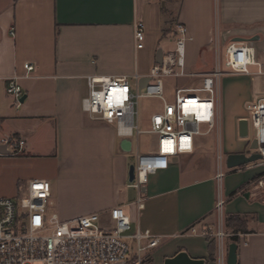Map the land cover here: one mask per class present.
<instances>
[{
	"label": "crops",
	"instance_id": "obj_1",
	"mask_svg": "<svg viewBox=\"0 0 264 264\" xmlns=\"http://www.w3.org/2000/svg\"><path fill=\"white\" fill-rule=\"evenodd\" d=\"M150 19L162 25L155 43L144 32L141 50L153 53L149 71L159 49L162 57L172 49L176 23L189 38L187 73L194 65L199 74L212 72L231 43L252 49L249 74L226 75L216 85L220 126L223 116L228 135L238 140L224 148L225 157L251 154L247 137L238 135V122L245 119L239 104L264 97V0H0V139L24 141L16 155L0 146V197L16 199L37 179L48 182L50 207L61 221L92 213L106 221L120 207L131 233L148 230L160 238L152 264L180 251L207 264H218L221 255L225 261V247L218 255V241L202 233H223L226 216H246L247 233L237 234L236 264H264V191L252 184L264 166L225 172L219 167L218 179V170L200 162L197 138L193 153L172 159L136 190L128 182L133 134L121 138L115 125L81 112L88 76L148 75L137 72L133 24L141 21L147 29ZM24 63L34 65L29 77ZM13 77L25 96L18 108L6 93Z\"/></svg>",
	"mask_w": 264,
	"mask_h": 264
},
{
	"label": "built area",
	"instance_id": "obj_2",
	"mask_svg": "<svg viewBox=\"0 0 264 264\" xmlns=\"http://www.w3.org/2000/svg\"><path fill=\"white\" fill-rule=\"evenodd\" d=\"M145 25L133 24L134 48L144 47ZM12 35V30L10 31ZM189 40L183 24L174 26V41L171 50L165 52L160 64L150 69L147 83L139 88V79L129 85L126 77L88 76L87 95L81 100V112L93 121L115 125L121 138L150 135L155 141V150L137 153L134 161V179L130 187L139 190L148 175L165 170L171 160L193 153L197 137L211 132L218 120L216 103L217 82L226 75H248L254 65L252 49L241 43L227 46L221 61L208 74H192L185 71V42ZM24 77L34 71V65L24 63ZM200 76L196 87L175 86L168 90L167 79H186ZM16 77L8 80L6 93L13 105H21L22 89ZM170 96V99L167 98ZM111 98V106L109 104ZM154 98L162 103L161 110L149 119V129L141 131L134 124L135 101ZM118 101H120L118 103ZM245 118L254 131L255 142L261 156L254 164L264 166V97L245 105ZM248 137V135H247ZM16 155L24 141L2 137L0 146ZM240 168L230 171H239ZM216 177H223L221 169ZM255 186L264 191V175L259 176ZM26 194L16 199L0 197V264H152L151 252L160 244V238L148 230L131 233L130 219L120 207L110 211V218L102 220L100 213L61 221L49 213L50 186L44 180H31ZM142 208V199L136 201ZM221 201L217 202L220 209ZM213 237L222 243L225 235L219 231ZM218 264H224L222 255Z\"/></svg>",
	"mask_w": 264,
	"mask_h": 264
},
{
	"label": "rangeland",
	"instance_id": "obj_3",
	"mask_svg": "<svg viewBox=\"0 0 264 264\" xmlns=\"http://www.w3.org/2000/svg\"><path fill=\"white\" fill-rule=\"evenodd\" d=\"M160 24L162 25V23L156 21L155 19L148 20V27L147 29L145 28L144 32H145V35L148 37L149 42L155 43L157 40L160 39L161 37L160 30H159ZM174 24L175 23H172V25L170 26H173ZM151 51L152 50L146 47L144 50H140L136 53L135 63H136L138 74L149 72V68L152 65V59H153V53ZM199 70H200L199 67L197 65H194L189 71L192 74H197V75L205 74V73H202V74L197 73ZM224 77L226 76H222L220 80H223ZM134 82H135L134 76L128 77V83L130 86H132ZM165 82H166V86L168 87V90L171 88H174L175 86L196 87L200 82V76L195 77V78H186V79H167ZM167 98L170 99V96H167ZM239 105L241 106V110L244 112L245 118H248V114L245 111L246 104L242 106V103H240ZM161 107H162V103L158 99L140 98L136 100L135 101L136 115H135V121H134L135 126L137 125L138 129L141 131L148 130L150 117L153 114L158 113L161 110ZM225 122H226V118L225 117L223 118L222 116L221 126H220V122L218 119L215 128L211 132H209L207 135L197 137L198 144H199L198 152L200 153L198 157L200 159V162L206 163L209 166V169L213 171H217L219 167H221L223 172L228 170L225 168V158L226 157L224 155L223 150L227 145L232 144L233 141L235 142L238 141L236 138L234 137L231 138L228 135ZM253 137H254V131L249 125L247 141H252ZM131 141H132V146H133L132 153H131L132 162L134 161L135 155H136L135 153L136 145H137L138 150L141 152H147L150 150H154V147H155L153 137L146 135V134L136 135L135 129L133 130V136L131 138ZM249 151L250 150L247 148L246 153H248ZM252 184L253 186H255L254 182ZM25 194L26 193L23 191L19 193V196H23ZM48 212L54 213L51 207H49ZM207 233H210V232H207ZM223 233L225 235L223 242L221 244L218 243L216 247V251L218 252V255H219V251L221 250L222 246L225 247L224 250L226 251V254H227L228 244L230 243L229 236L231 234L224 229H223ZM206 239H210V237L206 236ZM218 258L220 261L219 256ZM224 264H225V261H224Z\"/></svg>",
	"mask_w": 264,
	"mask_h": 264
},
{
	"label": "water",
	"instance_id": "obj_4",
	"mask_svg": "<svg viewBox=\"0 0 264 264\" xmlns=\"http://www.w3.org/2000/svg\"><path fill=\"white\" fill-rule=\"evenodd\" d=\"M162 59V51L159 49L155 55V64H160ZM147 83V78L139 79L138 86L142 88ZM25 96H22L20 102L23 103ZM238 135L240 138H246L248 135V124L245 119L238 122ZM250 151L256 150L255 142H251L249 146ZM261 160V156L257 153L246 155L244 153L229 154L225 158V167L228 170L247 166ZM134 179V166L130 165L128 168V182L131 183ZM236 250L237 245L232 243L228 245L225 264H236ZM163 264H207L204 259H192L186 252L180 251L170 258H165Z\"/></svg>",
	"mask_w": 264,
	"mask_h": 264
},
{
	"label": "trees",
	"instance_id": "obj_5",
	"mask_svg": "<svg viewBox=\"0 0 264 264\" xmlns=\"http://www.w3.org/2000/svg\"><path fill=\"white\" fill-rule=\"evenodd\" d=\"M247 217H240L239 215H229L224 218V227L227 232H229L231 235L229 236L230 238V244L237 243V234L239 232L242 233H247L245 230V221ZM213 244L209 243L208 250H209V259H212V249Z\"/></svg>",
	"mask_w": 264,
	"mask_h": 264
},
{
	"label": "snow or ice",
	"instance_id": "obj_6",
	"mask_svg": "<svg viewBox=\"0 0 264 264\" xmlns=\"http://www.w3.org/2000/svg\"><path fill=\"white\" fill-rule=\"evenodd\" d=\"M120 101H118V103H119ZM111 103H112V101H111V98H109V104H110V106H111Z\"/></svg>",
	"mask_w": 264,
	"mask_h": 264
}]
</instances>
